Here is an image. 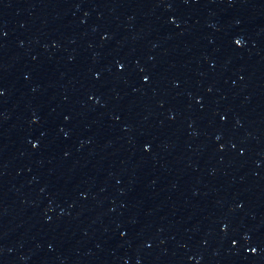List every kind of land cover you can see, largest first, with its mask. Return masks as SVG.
<instances>
[{
    "label": "water",
    "instance_id": "95a60500",
    "mask_svg": "<svg viewBox=\"0 0 264 264\" xmlns=\"http://www.w3.org/2000/svg\"><path fill=\"white\" fill-rule=\"evenodd\" d=\"M0 264H264V0H0Z\"/></svg>",
    "mask_w": 264,
    "mask_h": 264
}]
</instances>
